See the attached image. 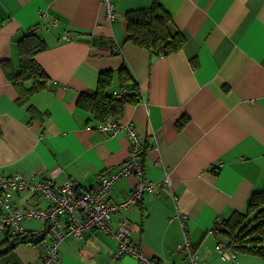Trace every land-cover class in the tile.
I'll return each mask as SVG.
<instances>
[{"label":"crops","instance_id":"0c3cea01","mask_svg":"<svg viewBox=\"0 0 264 264\" xmlns=\"http://www.w3.org/2000/svg\"><path fill=\"white\" fill-rule=\"evenodd\" d=\"M113 1L117 17L109 20L103 0H0V174L95 186L119 170L131 148L127 130H99L104 121L78 98L97 89L104 70L114 72L112 88L119 89L125 66L142 99L127 104L121 120L133 122L143 139L144 178L169 174L173 182L119 210L113 227L131 222L129 241L166 264H191L180 248L187 231L199 264H220L214 251L225 237L213 231L216 222L244 212L252 192L264 188V0ZM154 5L186 37L172 54L128 40L127 14ZM31 29L47 45L35 55L47 82L20 100L5 65L19 70L18 40ZM137 180L119 179L110 200L125 199ZM12 200L20 208L50 203L30 189L13 191ZM39 220L24 226L40 230ZM118 245L92 228L61 243L60 264H140L134 255L112 258ZM42 247L21 244L0 264L39 263Z\"/></svg>","mask_w":264,"mask_h":264},{"label":"built area","instance_id":"2783aa9c","mask_svg":"<svg viewBox=\"0 0 264 264\" xmlns=\"http://www.w3.org/2000/svg\"><path fill=\"white\" fill-rule=\"evenodd\" d=\"M103 1L107 18L114 20L117 17L114 1ZM125 90L115 91L114 94L121 97ZM96 127L114 135L120 129L127 130L131 138V148L123 166L115 172L103 175L95 186H83L74 181L58 184L50 178L34 181L26 179L21 173L11 176L0 174V236L28 233L36 236L43 233L44 239L40 242L43 246L41 260L36 264H60L59 248L65 239L83 238L87 230L98 228L118 239V249L112 258L129 254L136 256L140 264H166L163 260L147 255L129 241L133 230L131 222H121L117 228H114L113 216L121 209L139 204L146 192H154L163 184H172L171 176L167 174L160 181H148L144 178L142 154L145 146L133 122H124L121 119L106 120L98 122ZM130 175L138 177L133 188L125 199L112 202L109 194L113 185L119 179ZM24 189H30L48 199L49 205L47 207L28 205L25 208L15 206L12 200L13 191ZM33 218L42 220L44 227L40 230L28 231L24 222ZM182 224L185 226L184 222ZM220 224L221 220L218 219L213 231H219ZM180 248L191 264H199L200 254L195 250L187 231ZM215 248L223 260L238 264V254L231 250L226 242L219 241Z\"/></svg>","mask_w":264,"mask_h":264},{"label":"trees","instance_id":"16d2710c","mask_svg":"<svg viewBox=\"0 0 264 264\" xmlns=\"http://www.w3.org/2000/svg\"><path fill=\"white\" fill-rule=\"evenodd\" d=\"M127 15L128 40L132 43L161 56L172 54L184 46L185 35L165 10L154 5ZM18 46L21 54L19 70L7 65L5 70L10 80L18 86L20 100H28L46 86V76L35 55L46 49L47 45L43 36L31 29L18 40ZM118 75L119 89L112 88L114 72L104 70L100 73L97 89L91 93L83 92L78 98L80 107L94 114L98 121L120 120L127 104H136L142 99L140 86L130 70L122 66ZM30 79H34L33 84L26 86ZM124 89L121 97L114 94ZM219 229L229 248L238 255H254L264 259V188L252 192L246 210L222 221ZM34 237L32 233L7 234L0 242V257L21 244L34 242Z\"/></svg>","mask_w":264,"mask_h":264},{"label":"rangeland","instance_id":"374dc122","mask_svg":"<svg viewBox=\"0 0 264 264\" xmlns=\"http://www.w3.org/2000/svg\"><path fill=\"white\" fill-rule=\"evenodd\" d=\"M37 225H39L41 229L44 227L43 221L42 222L40 221L39 224H37ZM214 257L216 260L219 259L220 264H225V262L221 261V259H220L221 256H218V253L216 250L214 251ZM227 263L232 264V263H230V261ZM238 264H264V259L259 257V256L244 254V255L238 256Z\"/></svg>","mask_w":264,"mask_h":264},{"label":"water","instance_id":"95a60500","mask_svg":"<svg viewBox=\"0 0 264 264\" xmlns=\"http://www.w3.org/2000/svg\"><path fill=\"white\" fill-rule=\"evenodd\" d=\"M44 239V234L40 233L34 237V243L38 244Z\"/></svg>","mask_w":264,"mask_h":264},{"label":"bare ground","instance_id":"6f19581e","mask_svg":"<svg viewBox=\"0 0 264 264\" xmlns=\"http://www.w3.org/2000/svg\"><path fill=\"white\" fill-rule=\"evenodd\" d=\"M35 30V29H34ZM11 176V175H10ZM0 212H1V210H0ZM0 237H2V238H4L5 237V235L4 236H0Z\"/></svg>","mask_w":264,"mask_h":264},{"label":"clouds","instance_id":"9594fccd","mask_svg":"<svg viewBox=\"0 0 264 264\" xmlns=\"http://www.w3.org/2000/svg\"><path fill=\"white\" fill-rule=\"evenodd\" d=\"M41 242V241H40Z\"/></svg>","mask_w":264,"mask_h":264}]
</instances>
